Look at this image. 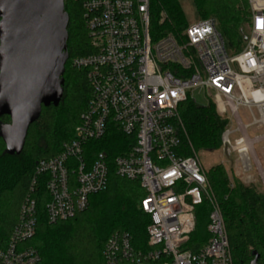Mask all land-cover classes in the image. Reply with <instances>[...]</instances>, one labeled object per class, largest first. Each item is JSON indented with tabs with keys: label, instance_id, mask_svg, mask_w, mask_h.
<instances>
[{
	"label": "built area",
	"instance_id": "obj_1",
	"mask_svg": "<svg viewBox=\"0 0 264 264\" xmlns=\"http://www.w3.org/2000/svg\"><path fill=\"white\" fill-rule=\"evenodd\" d=\"M92 52L74 60L86 70L91 88L87 109L74 137L56 156L40 160L31 188L21 204L9 243L0 250V264H42L27 246L36 231L38 179L46 176L51 224L85 211L89 197L105 191L110 164L104 153L89 159L86 146L102 141L112 127L135 140L114 159L116 175L138 181L146 191L141 208L150 217L148 249H137L128 234H113L105 243L104 264H234L220 206L198 155L180 154V106L191 92H203L229 124L221 149L247 175L262 171L255 147L264 134V0H246L249 22L244 45L230 49L215 17L189 23L180 36L153 37L151 0H75ZM195 101V99H193ZM241 112L252 122L244 123ZM211 207L207 243L196 253L185 246L196 228L195 210Z\"/></svg>",
	"mask_w": 264,
	"mask_h": 264
},
{
	"label": "trees",
	"instance_id": "obj_2",
	"mask_svg": "<svg viewBox=\"0 0 264 264\" xmlns=\"http://www.w3.org/2000/svg\"><path fill=\"white\" fill-rule=\"evenodd\" d=\"M201 17H215L228 48L237 53L244 45L245 26L249 22L246 0H192ZM69 15L67 53L60 103L43 107L39 119L30 126L20 154H9L0 136V250L9 243L18 222L21 204L30 191L37 163L62 150L74 137L82 113L91 98V88L84 69L73 65L75 59L92 52L81 5L64 0ZM150 30L153 37L180 36L189 26L179 0H151ZM203 20V19H202ZM180 154L188 157L199 151H217L229 124L209 101L205 106L187 99L180 106ZM11 124L9 116L0 117L2 127ZM135 140L112 124L102 141L89 142L86 156L104 153L110 164L108 188L89 197L87 209L74 218L51 224L47 205L50 195L46 176L38 179L33 197L36 200V231L26 245L35 249L42 264H104L103 248L116 233L128 234L133 245L148 249L150 217L141 208L146 191L138 181L116 175L113 162L128 151ZM214 198L221 208L234 264H264V193L256 186L230 179L222 165L206 172ZM211 207L204 202L195 210L196 228L185 248L198 252L208 241Z\"/></svg>",
	"mask_w": 264,
	"mask_h": 264
},
{
	"label": "water",
	"instance_id": "obj_3",
	"mask_svg": "<svg viewBox=\"0 0 264 264\" xmlns=\"http://www.w3.org/2000/svg\"><path fill=\"white\" fill-rule=\"evenodd\" d=\"M68 24L64 0H0V117L11 119L0 136L9 154L22 152L42 108L62 99Z\"/></svg>",
	"mask_w": 264,
	"mask_h": 264
},
{
	"label": "rangeland",
	"instance_id": "obj_4",
	"mask_svg": "<svg viewBox=\"0 0 264 264\" xmlns=\"http://www.w3.org/2000/svg\"><path fill=\"white\" fill-rule=\"evenodd\" d=\"M179 1L189 23H196L199 20L206 18L201 17L198 14L192 0ZM245 30H247V24L245 26ZM229 52L231 54L233 53L231 50ZM189 96H192V98L195 99V102L201 106H205L213 99L212 96L207 98L203 92L199 91L191 92ZM241 114L244 118L243 120L245 124H250L252 122L251 117L247 116L245 112H241ZM247 132L248 135L253 138L254 136L263 135L264 128L260 126H252L247 129ZM255 152L262 165V171L254 170L247 175L243 174L242 171H239L236 168L234 160L226 157L221 148L217 151H199L197 152V155L206 172L213 166L222 165L227 170L230 179L236 178L245 185L256 186L261 192L264 193V142L255 147Z\"/></svg>",
	"mask_w": 264,
	"mask_h": 264
}]
</instances>
